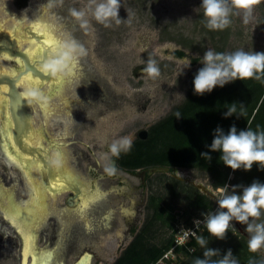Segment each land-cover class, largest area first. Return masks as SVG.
Listing matches in <instances>:
<instances>
[{
  "label": "rangeland",
  "instance_id": "374dc122",
  "mask_svg": "<svg viewBox=\"0 0 264 264\" xmlns=\"http://www.w3.org/2000/svg\"><path fill=\"white\" fill-rule=\"evenodd\" d=\"M201 4L202 0H121V8L119 10L121 22L116 24L113 21L108 27L101 25L102 28L110 30L107 34V44L110 48L113 47V51L110 53L111 61L113 62H120L122 60L121 56L124 53L123 50L132 47H134V62L147 63L148 59L157 61L158 57L154 56V53L142 51V46L141 43L138 42V39H140L139 35H144V33H146L148 37L153 36V38H155L158 36L159 29H162L161 34L165 39V44L181 47L188 53L187 58L177 59L173 58L168 52H166L164 54L165 62L162 65V68L157 65L160 68L161 75L156 80L150 79L147 74L142 71V68L135 69L139 74L131 67L122 70L123 72H121V75L123 81L125 84H128L129 88L151 87V94H155V97H152L151 101L144 107L143 111L133 112V114L129 115L127 118L124 117L116 122L110 136V144L124 136H130L133 139L136 136L137 131L141 135L142 130L148 128L151 124L164 117L170 112L173 106L180 103L188 91L191 76L194 72H197L198 69L203 67L200 59L206 50L212 49L216 52V49H221L224 53H232L236 50L264 52L263 3L255 7L252 19L249 23L245 24L243 22L242 13L234 14L230 17L232 21L231 25L222 31L209 30L205 27L206 21L203 16V8L201 7ZM91 8V3L87 0L85 8L82 7L81 9H86L87 16L84 21L92 29L96 20L93 19L94 16ZM40 19L49 22L53 27L55 34L58 35L64 43L73 46L71 50L74 54H81V51L83 52V41L78 37L73 36L71 27L68 26L69 20H67V17H65L60 8H58L57 2H54L53 5H47L45 0H29L26 6L19 7L14 4L13 0H0V23L6 30H12L18 23V20H21L20 24L21 26H24ZM29 43V39L23 38L21 40L22 48L26 47ZM161 43L163 42H160L159 40L158 42H155V44L159 45H161ZM84 53L82 54L84 55ZM124 55H127V53H124ZM162 55L163 54L160 53V57H162ZM195 56L198 57V62L196 64H192L191 62L190 67L184 68L183 73L179 74L185 60H191V58ZM84 57L86 58V54ZM19 66L20 63L16 58L0 54V69L5 68L8 70H14L19 68ZM77 80L78 78L76 74L73 75L71 82L65 85L63 93H61V95L54 94L51 97L50 104L51 107L53 106L52 112L54 113L50 114L48 117L42 113L43 110L40 108V104L36 101L34 102L32 111L34 112L35 124L43 122L53 135L62 136L61 133L63 129L66 127L69 128L70 126L68 120L69 116L63 114L66 112L64 99L67 97L71 102V111L80 107L78 103L81 102L79 100L75 102L72 101L74 99L76 100L79 94ZM26 87V82L19 84V88L22 90H25ZM40 88H43L47 92L48 82L42 84ZM0 95L2 94L0 93ZM61 118L67 120L65 123L66 125L62 129L59 127L55 128L53 126L54 122ZM70 134H72V132H70ZM63 138L67 143L68 138ZM65 146L68 148L67 163L70 166L75 167L88 184H94L95 187L104 194L100 196L99 199H96L93 205L91 203L88 206L85 212L87 217H96L101 214L107 206H112L113 208L114 217L111 221V227L103 228L99 231L96 230L95 232L97 237L99 235L100 238L98 243H96L97 239L88 238L89 235L84 234L89 242L101 244L99 247L97 246L96 255L93 258L92 264H111L140 228L146 213L145 203L148 194L155 190L160 183L157 178H152L151 181L147 179L142 187V179L138 174H131L120 168H116V175L114 177H93L90 174V165L92 163H90L89 159L77 157L78 153L74 151V148H76L75 144L71 143ZM96 156L99 160V164H92L95 166L96 172H101L103 174L106 173L105 169L108 168L111 152L109 149L102 147L100 151H97ZM91 157V160H93L94 155ZM77 159L80 160V163L75 162ZM0 172L4 173L7 179L11 178L13 181H17L16 178L19 177L14 164L5 158L1 150ZM165 172L180 179H184L185 181L201 184L205 188H208L213 192V197L216 202L220 197V188H212L208 174L204 171L194 168L179 167L171 172L168 170ZM37 176H41L39 170L37 171ZM124 179L127 180L129 185L134 189L132 192L133 194L129 197L122 196L116 190H111L115 189L113 187L119 182V180ZM24 183L26 185L27 182L24 180ZM15 186L19 196L25 200L27 198L26 193L28 192L27 185L24 190H22L20 182H17ZM67 194L68 192H65L49 199V203L54 206L53 208L55 211L60 210ZM133 198H143V203L137 204L136 207H134V209H136L134 218L137 223L132 228L134 229L132 236L131 233L126 232L128 226L120 212V204L118 202L121 200L124 204L128 205L129 199ZM95 205L99 206L97 211L91 209V207H94ZM216 206L218 209V205ZM53 216H55L56 219L59 217L56 212L53 213ZM46 220V222H49L48 215ZM68 220L72 223H78L79 225L83 222L82 217L74 214H70ZM179 222L182 224L184 223L182 218H179ZM257 222H264V213H262L260 220ZM231 224L233 226L232 228L235 229L234 223L231 222ZM241 227L246 229L247 226L241 224ZM78 232H80V230ZM45 237L44 233L40 234V243L45 240ZM14 238L15 242H13V244L16 245L17 239L16 237ZM69 247L70 249L68 251L66 250L68 255L70 253H79V249L82 248L76 239ZM6 251L7 250H5L4 253H6ZM10 252H12V250ZM259 252L264 257V248H261ZM9 257H12V254L4 257L5 264H13L11 262L13 260ZM68 259L67 264H72L71 254Z\"/></svg>",
  "mask_w": 264,
  "mask_h": 264
},
{
  "label": "flooded vegetation",
  "instance_id": "af4514ba",
  "mask_svg": "<svg viewBox=\"0 0 264 264\" xmlns=\"http://www.w3.org/2000/svg\"><path fill=\"white\" fill-rule=\"evenodd\" d=\"M19 1L21 0H13L14 4L19 7L26 6V4L29 2V0H24L23 4H19ZM45 1L47 2V5H53L54 2L58 3V8H60L63 15L67 17V20H69L68 26L71 27L73 36H76L81 39V41H83L84 46L83 52L81 51V54H74V52L71 50V57L69 58L72 60L71 62L73 64L74 70L72 73L70 72L66 76V80L62 86L61 91L63 93L65 85L71 82L72 76L76 74L78 78L77 84L79 94L77 96L78 98L72 101L75 102L79 100L81 103H78L80 107H78L76 110L71 111V102L67 97L64 99L66 112L63 114H65V116H69V119H67L70 122V126L69 128H64L67 120L63 118L58 119V121L56 120L53 124L55 128H64L61 133L62 136L53 135V133L43 122L40 124H35L33 120V123L34 127L42 132L41 138L45 146L44 148H47L50 151L56 148V150L58 151L57 146H60L62 150H64V163L68 168H71L76 175H79L80 178L84 180L80 172L75 167L70 166L67 163L68 148L65 145L71 143L75 144L76 148H74V151L78 153V158H87L93 165L99 164V160L96 156L97 151H100L102 147H104L105 149H109L108 146L110 145V136L116 125V122L124 117L127 118L129 115H132L133 112L143 111L144 107L148 105L152 97H155V94H151V87H138L131 89L128 87V84L124 83L121 75L123 69H126L128 67L133 68V70L142 68L143 71L147 63L134 62V47L130 49L125 48L123 50L124 53H127V55H124L123 53V55L121 56L122 60L120 62L111 61L110 53L113 51V47L110 48V46L107 44V34L108 32H110V30L102 28V24L98 23L97 21L94 22V27L91 29L90 26H88V24H86V22L84 21L86 19L87 12L86 9L82 10L81 8H85L87 0ZM89 1L90 0H88V2ZM73 12H83L84 15L82 17H77L73 15ZM161 32L162 29H159L158 36L155 38H153V36H150L151 34L149 35L150 37H148L146 33H144V35L140 34V39H138V42L141 43L142 51L154 53V56L158 57L156 63L160 68H162V65L165 62L164 54L166 52H168L169 55H171L173 58H187L188 53L185 49L172 46L171 44H165L166 42ZM158 40L163 43H161V45L155 44V42H158ZM68 46L69 45L65 43V48L69 51ZM178 51H181L182 53L178 54ZM82 53H84V55L86 54V58ZM160 53L163 54L162 57H160ZM194 59H196V61H194ZM198 60L199 59L197 56L191 58L192 64H196ZM19 67H21V64ZM135 72L139 74L137 70H135ZM47 82V93H51L53 90V84L50 83V80ZM52 108L53 106L51 107V110L49 112L42 113L48 117L50 114L54 113L52 112ZM11 128L12 126L8 127L10 131ZM147 129L148 128L144 130L147 131ZM70 132H72V134H70ZM63 137L68 138L67 143L65 142V140H63ZM145 137H141L140 133H138L137 131L136 136L132 140L134 141L136 138ZM36 142L34 143L38 145V142ZM7 146V140L1 133L0 120V150L4 154L5 158H7L14 164L15 170L19 175V177L16 178L17 181H13L11 178L7 179L4 173L0 172V197L2 198L0 199V264H5L4 257L11 254L12 257L9 258L13 260L11 261L13 264H22L23 235L18 227H16L14 222H12L10 217L6 215V210L10 209L11 211L20 213L21 208L25 206L27 202H29V200L32 198L33 188L30 186L29 180L23 172V164L20 161L18 153L13 151V147L11 145L8 148ZM4 147L8 149L7 151L9 153L6 152ZM15 147L19 148L20 152L24 151V148H22V146H18L16 143ZM35 150L36 149L34 147H29V151H31L30 154L32 153L33 155L35 153ZM90 154L94 155L93 160H91L92 155ZM12 156L15 157L12 158ZM40 160L43 163V167L41 168V170L38 169L41 173L40 178L48 183L52 180V176L54 177L52 170L53 163H51L52 161L49 159L42 160L41 158ZM75 162L80 163V160L77 159ZM108 163V167L114 165L117 169L120 168L131 174H138L142 179V187L145 181L147 179L149 180L150 174H152L149 171V168H137L135 170H128L124 167H121L119 158L114 157L112 154ZM92 164L90 165V174L93 177H114L116 175V172L111 175L107 171L104 174L101 172H96L95 166H93ZM59 176V178L63 180V175ZM23 178L27 182L26 185L28 188V192L26 193L27 198L25 200H23L19 196L15 186L17 182H20L22 190H24L26 185ZM73 181L77 182L78 180L76 179ZM78 183L79 182L75 183V185ZM86 184L87 189L90 193L97 192L98 189L94 184H88L87 182ZM113 188L115 189L111 190H116L119 194L125 197L131 196L134 190L133 187L130 186L125 179L119 180V182L116 183ZM65 192H68V194L65 196L64 204L60 207V210L55 211V209L53 208L54 206L49 203V210L46 212V216L40 220L38 226L36 225L37 227L35 229L34 243L32 244L33 251L26 254L29 264H32V262H34V264H67L70 254L72 255V264H78L81 257L86 254L91 257L90 264H92L93 258L96 255L97 246L99 247L101 244L89 242L88 238L97 239L96 243H98L100 238L99 235L97 237V235L95 234L96 230L99 231L100 229L111 227V221L114 217L112 206H107L104 211L96 217L86 218V213L82 215L76 210V207L81 202L82 198L81 194H79V189L68 188L65 191L62 190L57 193L58 195H60ZM99 192L101 193V191ZM50 198H54V196L50 195L48 200ZM118 203L120 204V212L122 213V216L128 226V230H126V232L131 233L133 236L134 229L132 228L137 223L136 219L134 218L136 211L134 207H136L137 204H142L143 198L129 199L128 205L124 204V202H122L121 200ZM93 204L94 203H92V205ZM98 205L91 207V209L93 211H97L99 207ZM54 212H56L59 216L57 217V219L55 216H53ZM107 213H109L111 216L108 222L104 220ZM70 214L82 217V224L79 225L78 223L70 222L68 220ZM47 215L49 218V222H46ZM86 219H89V221H86ZM79 230L80 232H78ZM41 233H44V235L46 236L45 240L42 243H40L39 241V236ZM84 234H88L89 237H85ZM14 237H16L17 239L16 245L13 244V242H15ZM75 239L78 240V243L82 248L79 249V253L76 252V256V253H70L68 255L67 251L70 249L69 246ZM5 250H7L6 253H4ZM11 250L12 252H10ZM34 257L36 258V261L34 260Z\"/></svg>",
  "mask_w": 264,
  "mask_h": 264
},
{
  "label": "trees",
  "instance_id": "16d2710c",
  "mask_svg": "<svg viewBox=\"0 0 264 264\" xmlns=\"http://www.w3.org/2000/svg\"><path fill=\"white\" fill-rule=\"evenodd\" d=\"M216 52L224 53L221 49H216ZM196 73L189 80L183 100L151 124L145 138L133 141L131 151L120 155V166L128 170L168 167L170 172L179 167L194 168L208 174L213 189L228 185L231 190L233 185L248 186L254 180L264 183V170L258 164L254 163L250 171L242 168L233 171L220 160L221 152L212 151L209 147L218 126L225 134L233 124L237 131L247 128L264 131V83L255 79H237L223 87L216 86L210 93L198 95L193 84ZM233 105L237 112L225 118L224 113ZM177 113L180 118L176 117ZM201 153H208L211 160H206ZM152 178H157L160 185L148 194L144 220L111 264H152L173 246L174 232L182 224L179 218L185 225H191L193 217L217 210L215 198L191 182L165 171L153 172L149 180ZM237 192L242 193V188ZM232 222L235 229L230 228L224 240L211 236L205 227L199 233L209 241V248L220 250L221 255L212 259H221L231 249L238 264H264L259 251H249V233L239 222ZM204 250L195 238H191L186 245L175 246L174 251L181 256L159 264H195L197 258H203Z\"/></svg>",
  "mask_w": 264,
  "mask_h": 264
},
{
  "label": "clouds",
  "instance_id": "9594fccd",
  "mask_svg": "<svg viewBox=\"0 0 264 264\" xmlns=\"http://www.w3.org/2000/svg\"><path fill=\"white\" fill-rule=\"evenodd\" d=\"M90 3L92 14L98 23L108 27L113 21L116 24L121 22L119 16L121 0H90ZM261 3H264V0H202L205 27L209 30L222 31L231 25L230 17L240 13L243 14V22L247 24L252 19L255 7ZM73 15L82 17L84 13L73 12ZM68 47L69 51L62 53L60 59L49 63L48 67L53 72L62 71L65 65L64 58L71 57L73 46ZM200 62L203 67L198 69L193 81L194 92L198 95L210 93L216 86L223 87L237 79H255L264 83V52L236 50L232 53H218L208 49ZM190 64L191 60L186 59L179 74L183 73L184 68L190 67ZM143 71L152 80H156L161 75L160 68L153 59H148ZM32 95L38 97L37 93ZM236 112L237 109L233 105L224 113V117L227 118ZM176 117L181 116L177 113ZM132 146V138L124 136L108 147L111 154L119 158L122 152L125 154L130 152ZM209 147L212 151L221 152L220 160L233 171L241 168L250 171L254 163L264 170V131H253L250 128L237 131L233 124L225 134L218 126L214 130V139ZM201 156L211 160L208 153H201ZM105 170L110 175L116 172L114 165ZM240 188L242 193L237 192ZM219 192L218 209L215 212L202 213L203 221L199 219L193 221L196 228L203 224L211 236L224 240L229 229L233 227L231 222L235 220L247 226L245 231L250 234L249 251L255 253L264 248V222H257L264 210V183L254 180L248 186L233 185L231 190L228 185H225L219 189ZM181 232L183 236L178 244H183L192 237L201 248L205 249L203 258H197L195 264H238V261L233 258L231 249H228L221 259L213 260L212 257L221 255L219 249L209 248V241L204 236L197 235L196 231L182 229Z\"/></svg>",
  "mask_w": 264,
  "mask_h": 264
},
{
  "label": "bare ground",
  "instance_id": "6f19581e",
  "mask_svg": "<svg viewBox=\"0 0 264 264\" xmlns=\"http://www.w3.org/2000/svg\"><path fill=\"white\" fill-rule=\"evenodd\" d=\"M38 21H42L43 23H45L50 28V30L55 34L53 27L51 26L49 22L41 20V19ZM17 25H18V28L22 27L20 22ZM26 32L27 31H23V30H17L16 32H14L12 36V40H11V46H13L14 48H21L22 47L21 40L23 38L29 39L30 43L26 47H24L25 50L27 51V55L29 56L30 60L35 59L33 63H36L37 67H39L41 71L45 73L46 67H48V65L45 64L44 61H43V64L37 63L39 62L38 60H40L39 59L40 51H41L40 45L42 44L37 38L34 37L33 34H31L30 32H27V33ZM56 36L60 39L58 35ZM12 57H16V56H12ZM71 61L72 60L68 57L67 64L65 66V69L67 70L64 69L60 77H58L57 79L48 78L42 83L44 84L50 80V83L53 84V90L51 93H47L43 88H40L42 84L36 89L35 93L38 94L39 98L37 96H33L32 93H34V88L41 81V78L37 75L32 74L29 69L23 72L22 75L18 78V81L16 82L18 87H19V84H21L22 82H26L27 84L26 89L25 90L21 89V90L26 100L32 97L30 100H28V105H29L28 110L30 111V118H29L30 126H29L28 132L24 136V139L30 146L42 152L47 157V159L52 161L51 162L53 163L52 170L58 176L63 175V180L61 179L59 181L51 180L47 183L42 178L37 176L36 170L38 169L41 170V168L43 167V163L40 160L41 158L37 155H34V154L32 155V153L30 154L27 151L20 152L19 148L15 147V142L12 139L11 131L8 129V127L12 124V122L8 120L7 106L5 103H0V105L2 106L0 107V116L2 118L1 121L3 123V127L5 128L6 133H7L6 139L9 141L10 145L13 147V151L18 153L20 161L23 164L22 165L23 172L28 178L30 186L33 188L32 198L29 200V202H27L25 206L21 208L20 213H17L16 211H11L10 209L6 210V215L10 217L12 222H14L16 227H18V229L21 231L23 235L22 264H29V261H27L26 254L33 251L32 244L34 243L35 229L39 225L40 220L46 216V212L49 210L48 198L50 195L56 197L58 195L57 192H60L62 190L65 191L68 188L69 189L78 188L79 194H81L82 198H81V202L77 205L76 210L80 212L79 209H81L84 206L85 201L90 196L94 197L97 193V192L90 193L87 189V184L85 180L80 178L79 175H76L75 172H73L71 168L67 167V165L64 163V160H65L64 150H62L60 146H57L58 151L56 150V148H54V150L52 151L48 150L47 148H44L45 146L41 138L42 132L40 130H37L34 127V123H33L34 114L32 111V107L34 105V102L36 101L40 104L39 106L43 110V112L47 113L51 110V104H50L51 96L54 94L62 93L61 92L62 86L66 80V76L68 75V73L70 72L72 73L74 70L73 64ZM0 71L1 72L5 71V72L10 73V70L5 69V68L3 69L1 68ZM0 87L4 88L5 86L1 85ZM36 141L38 142V145L34 143ZM8 147L9 146H7V148ZM7 148L4 147L6 152H8ZM14 157L15 156H12V158ZM72 179L73 180L77 179L78 180L77 182H79L78 183L79 185L78 184L75 185V183L77 182H74ZM0 199L2 198L0 197ZM83 214H85V211ZM110 217H111L110 214L107 213L104 220L108 222L110 220ZM86 218H87V215H86ZM86 221H89V219H86ZM34 260L36 261L35 257H34ZM90 263H91V257L87 254L83 255L78 262V264H90ZM32 264H34V262H32Z\"/></svg>",
  "mask_w": 264,
  "mask_h": 264
},
{
  "label": "water",
  "instance_id": "95a60500",
  "mask_svg": "<svg viewBox=\"0 0 264 264\" xmlns=\"http://www.w3.org/2000/svg\"><path fill=\"white\" fill-rule=\"evenodd\" d=\"M21 20H18V23ZM12 29V30H6L4 29L1 24H0V54H4L7 57H12L16 58L17 61L21 64V67L10 70L9 72H1L0 71V86L3 85L5 86L4 88L0 87V103H5L7 106V112H8V120L12 122L10 126L11 128V136L13 141L18 145L22 146L24 148L23 150L27 152L29 151L30 146L24 139V136L29 130L30 126V111L29 105H28V100L25 98L23 95V92L21 89H19L17 85L18 78L22 75L23 72L26 70H30L32 74L37 75L41 78V81L35 86L34 88V93L36 92V89L46 80V79H57L60 77L65 69V66L67 64V58L65 59V65L63 67L62 71L58 72H53L51 68L46 67V74L41 71L39 67H37L36 63H33L35 59L29 58L27 55V51L25 48H14L11 46V40L13 33L16 32L17 30H23L30 32L31 34L34 35L35 38H37L42 45H40V57L38 60L39 64H43V61L45 64L49 65V63L53 60L60 59L62 57V53L67 52L68 50L65 48V43L59 39L51 30L50 28L43 23L42 21H35L31 22L29 24H26L22 27L18 28V25ZM16 28V29H15ZM26 32V33H27ZM55 42V43H53ZM47 45V48L50 49L47 51V57L45 58V46ZM39 56V55H37ZM37 60V59H36ZM0 107H2L0 105ZM0 116V120H1ZM3 123L1 121V133L3 136L6 138L7 133L6 130L2 127ZM147 134L146 130L142 131V134L140 135L141 137H145ZM7 140V139H6ZM8 146H10L9 141L7 140ZM34 155L39 156L42 158V160L47 159V157L40 152L39 150H35ZM168 167H151L149 168V171L151 173L156 172V171H167ZM52 176V181H59L60 178L59 176L53 171ZM191 182V181H190ZM194 185H196L200 190L203 192L214 196L213 192H211L208 188H205L201 184H195L194 182H191ZM248 238H250V235L248 234Z\"/></svg>",
  "mask_w": 264,
  "mask_h": 264
},
{
  "label": "built area",
  "instance_id": "2783aa9c",
  "mask_svg": "<svg viewBox=\"0 0 264 264\" xmlns=\"http://www.w3.org/2000/svg\"><path fill=\"white\" fill-rule=\"evenodd\" d=\"M213 212V211H210ZM199 219L201 221H203L204 217L203 216H196L192 218V223L191 225H184L181 224L174 232V244L172 247H170L168 250H166L155 262H153L152 264H159V263H163L166 260H176L177 256H181L180 254H178L177 252L174 251L175 246L177 245H186V243L192 238L190 237L185 243L183 244H178V241L182 238L183 233L181 232L182 229L187 230V229H191L193 231L197 232V235H199V233L201 232V230L203 229V224H201V226L197 229L195 224L193 223L194 220ZM189 250H192V248L190 247Z\"/></svg>",
  "mask_w": 264,
  "mask_h": 264
},
{
  "label": "snow or ice",
  "instance_id": "6c2138e0",
  "mask_svg": "<svg viewBox=\"0 0 264 264\" xmlns=\"http://www.w3.org/2000/svg\"><path fill=\"white\" fill-rule=\"evenodd\" d=\"M55 43V42H53ZM45 58L47 57V51L50 50L47 48V45L45 46ZM104 195L103 193H100L99 190H97V193L94 197L90 196L84 203V206L79 209V211L81 212V214L84 213V211L87 209V207L91 204V203H94L96 199H99L100 196Z\"/></svg>",
  "mask_w": 264,
  "mask_h": 264
}]
</instances>
